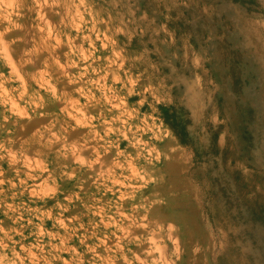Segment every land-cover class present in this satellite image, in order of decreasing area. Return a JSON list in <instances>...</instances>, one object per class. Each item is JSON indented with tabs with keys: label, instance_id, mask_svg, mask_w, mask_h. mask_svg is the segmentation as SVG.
<instances>
[{
	"label": "clouds",
	"instance_id": "1",
	"mask_svg": "<svg viewBox=\"0 0 264 264\" xmlns=\"http://www.w3.org/2000/svg\"><path fill=\"white\" fill-rule=\"evenodd\" d=\"M229 7L216 39L264 78V0ZM222 15L211 0H0V264H184L193 211L211 244L192 255L225 253L238 228L217 221L213 180L227 167L262 192L264 146L209 171L226 121L210 57L179 27Z\"/></svg>",
	"mask_w": 264,
	"mask_h": 264
},
{
	"label": "rangeland",
	"instance_id": "2",
	"mask_svg": "<svg viewBox=\"0 0 264 264\" xmlns=\"http://www.w3.org/2000/svg\"><path fill=\"white\" fill-rule=\"evenodd\" d=\"M249 7L251 0H246ZM217 11L223 13L220 19H205L186 24L181 20L179 27L191 36V43L197 50L206 51L210 57L208 68L212 78L218 85V90L213 97V107L220 117L226 121L212 134L211 145L207 152L202 154L204 163H210L209 171H214L218 166L228 164L231 158L233 165L255 163L256 154L264 146V78L259 73L253 76L246 65L251 62L245 58L237 61L233 54L228 52V43L232 48L235 41L216 39L222 27L220 21L224 20L230 11V5L239 3L237 0H211ZM193 13H187L192 19ZM133 48L139 49L140 45L134 40ZM46 121H35L33 127ZM31 127L29 128V131ZM181 139L187 140L188 135L183 127L177 128ZM225 131L231 139L229 146L220 149L217 139L219 133ZM26 134V133H25ZM165 171L172 178H177L179 165H166ZM255 182L244 183L239 171L229 172L224 168L221 180H213L218 186V191L213 193L217 204L224 205V216L217 214V221L227 223L238 228L234 236L229 237V247L223 255L215 258L214 264H233V259L241 264H264V187L262 192H257ZM222 185V186H221ZM149 196V192L144 193ZM179 211L180 209H175ZM162 218L169 216V210L157 209ZM197 214L185 212L184 222L188 225L185 231L186 249L183 257L184 264H213L211 251L201 252L195 256L191 253L193 245L199 241L203 248L211 244L207 233L204 232L196 218Z\"/></svg>",
	"mask_w": 264,
	"mask_h": 264
},
{
	"label": "crops",
	"instance_id": "3",
	"mask_svg": "<svg viewBox=\"0 0 264 264\" xmlns=\"http://www.w3.org/2000/svg\"><path fill=\"white\" fill-rule=\"evenodd\" d=\"M241 2V1H240ZM242 2L243 3H245L246 4V0H242ZM251 3H252V6L251 7H249L248 6V4H246L249 8H253V7H255L256 6V4H257V0H251ZM231 51H233L232 49H231V47H230V45H229V43H228V52L230 53ZM235 56V59L233 58L232 59V61H237V59H239V58H244V57H242L238 52H234V54H233V57Z\"/></svg>",
	"mask_w": 264,
	"mask_h": 264
},
{
	"label": "trees",
	"instance_id": "4",
	"mask_svg": "<svg viewBox=\"0 0 264 264\" xmlns=\"http://www.w3.org/2000/svg\"><path fill=\"white\" fill-rule=\"evenodd\" d=\"M237 1H241V0H237Z\"/></svg>",
	"mask_w": 264,
	"mask_h": 264
}]
</instances>
